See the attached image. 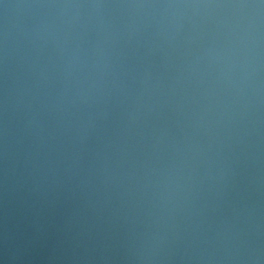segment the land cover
Returning <instances> with one entry per match:
<instances>
[{
	"label": "water",
	"instance_id": "obj_1",
	"mask_svg": "<svg viewBox=\"0 0 264 264\" xmlns=\"http://www.w3.org/2000/svg\"><path fill=\"white\" fill-rule=\"evenodd\" d=\"M0 264H264V0H11Z\"/></svg>",
	"mask_w": 264,
	"mask_h": 264
}]
</instances>
